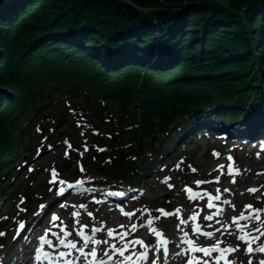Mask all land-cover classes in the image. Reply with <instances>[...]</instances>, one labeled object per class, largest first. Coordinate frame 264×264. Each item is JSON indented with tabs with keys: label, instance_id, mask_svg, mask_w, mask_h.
Wrapping results in <instances>:
<instances>
[{
	"label": "trees",
	"instance_id": "obj_1",
	"mask_svg": "<svg viewBox=\"0 0 264 264\" xmlns=\"http://www.w3.org/2000/svg\"><path fill=\"white\" fill-rule=\"evenodd\" d=\"M225 1L0 0V89L13 94L0 100V202L50 121L41 152L81 120L85 165L119 176L107 190L154 187L212 132L264 137V0ZM16 244L0 237L3 264Z\"/></svg>",
	"mask_w": 264,
	"mask_h": 264
},
{
	"label": "rangeland",
	"instance_id": "obj_2",
	"mask_svg": "<svg viewBox=\"0 0 264 264\" xmlns=\"http://www.w3.org/2000/svg\"><path fill=\"white\" fill-rule=\"evenodd\" d=\"M155 1V0H154ZM162 4L161 6H166L168 4L163 3L161 0H159ZM211 1H217L222 2L223 4L226 3L225 0H211ZM156 2V1H155ZM157 3V2H156ZM100 48V47H99ZM104 52V51H103ZM5 90V89H4ZM7 90V89H6ZM5 90V91H6ZM6 98L11 99L12 98V92L7 90ZM1 100V99H0ZM78 116V115H76ZM74 117V115H73ZM53 124V121L47 122L46 127L41 126L39 130L45 131L46 128H51ZM55 124V123H54ZM73 123H65L61 126V128L56 133L60 135L55 137V139H58L60 142L54 144L53 149L50 148L44 152H40V148L42 147L41 141L39 139L41 138L38 129H34V132L26 139L25 144L27 145V150L23 151L22 158H25L24 161L31 159L30 162H28L27 166H22V168L15 173L14 179L11 180V183L8 186V191L14 194L11 199H5L4 202H0V210L3 209L4 214L8 215L10 220L14 222H9V220L3 219L2 222H4V226L2 229L8 230L10 229V235H12L13 232H15L16 229V222L22 220V211H19L17 208V205H20V208L24 209L25 205H22L20 203L21 197L27 198V196H30V200L35 202L36 199H46L48 195V188L50 185L54 184L53 182V176L52 172L55 171L57 173L55 180L62 177H74L77 175V170H80V164H77L78 158H80L79 151L83 149H78V152H73L71 148L68 147L69 140L73 141V146L77 148L78 146H82L85 143H89L91 140L92 134H89L90 132L88 129L83 130V134H80L79 132H73L74 130L79 129L78 125L72 127ZM74 125H76L74 123ZM72 134V138L69 136V134ZM43 136L45 134H42ZM80 135V136H79ZM81 137V140H80ZM212 140V139H211ZM67 141V143H65ZM230 141H234L231 140ZM238 139L234 141L235 145H220L216 140H212L210 142H206L205 140H202L198 146L194 149V160L193 155L190 154L187 157H189L192 160H189L188 163L193 165V168L197 166V168L200 170H196L195 172H190L189 168L186 164H183L181 169L175 174V178L172 181V185L179 183H183V185H177L175 188H169L167 184L161 183L157 187L150 189L148 192V198L147 200H142L138 207L140 209L143 208L144 204L151 203L152 205L155 203H166L168 200H171L172 202L167 205H161V206H152L150 214L155 218L158 217V219H155L161 228H164L165 231L162 230L163 238L168 239L169 237L173 238L172 245L175 246L176 242V236L175 234L180 232V228L178 227L180 219H186L189 215L194 214L195 212H199V224L202 226L207 224H213L214 227H220V225L215 224V219H221L222 221H225L227 223H231V217L238 216L242 210H244V206L251 204L254 208H256L257 205L262 204L264 201V187H261V185H264V174H258V173H264V153L263 156L259 158L257 162L253 159V156L255 155V152H258L253 146H249L250 148L240 147L238 146ZM47 148V147H46ZM253 148V149H252ZM51 150V151H50ZM217 151V152H216ZM213 152L219 153L220 156L216 157L213 155ZM229 152H233L234 154H230L233 157V161L235 160V163L233 164L234 167H239L241 171V175L236 176V183H231L232 177L227 174V165L231 162H229L226 157L228 156ZM67 153V155H66ZM257 155V154H256ZM235 157V158H234ZM254 158H256L254 156ZM225 165L223 169L219 168V165ZM33 165H37L40 167V169H36L33 167ZM32 170L29 171V168ZM88 167V166H86ZM258 169V170H257ZM81 171V170H80ZM251 171H255L254 174H251ZM259 171V172H257ZM13 172V171H12ZM60 175V176H59ZM245 175L248 176L247 181H244L242 177ZM62 176V177H61ZM205 177V178H204ZM213 177L211 183H205L207 184L206 187H203V184L197 186L195 185V181L200 179H207ZM216 177H219V181H216ZM119 178V176H115L114 174H109L102 171H97L94 169H86L84 172L78 173L76 176V179H83L85 181V184L88 185H94L99 186L103 184H108L112 181H116ZM72 179V178H71ZM203 181V180H201ZM190 183H192V186H187ZM190 187L194 190H197L199 188H202L201 191H212L213 194H215L216 189L219 188L220 192L222 194V199H227L231 201V204H234L235 210L231 207V205H224L220 202H217L220 204V206L224 209V212L221 217L214 218V221L212 222H206L203 221L202 217L203 215L210 214L211 211L214 210H207L206 209V200H197V201H190L188 199V193L184 190V188ZM229 189L230 191L225 193L224 189ZM248 188H259L260 191L256 192L255 194L249 193L247 191ZM243 193V194H241ZM259 197V199H257ZM45 203V202H44ZM80 205H82L80 203ZM181 205V206H180ZM256 205V206H255ZM261 206V205H260ZM179 208L180 213L175 218L171 219V217H167V220H163L164 215L161 213H158L157 209H164L165 211L173 212L174 209ZM262 209V208H259ZM61 216V221H63V225L67 226L69 230L73 229V226L79 227L80 224L88 225V229L93 226V224H100L103 222V224L106 226V228H112L117 229L119 231H123L124 229H121L119 226L124 225L125 228L130 227L132 223H136L138 225L137 232L134 234V238H140L143 239L147 244L154 243L155 240L152 238H155L154 234L150 231L149 228H139V225L142 222H145L146 219H149V214L147 212L141 213V215H136L135 218L125 220L121 217H118L117 215H113L112 218H110V215H108L106 218L112 219L111 221H108L105 218V215H102V218L99 217L98 220L89 222H84L83 218L84 215L73 217L74 221L68 220L69 214L73 213V209L71 207H66V210L59 211ZM88 212V211H87ZM87 212H84L87 214ZM175 212V211H174ZM19 213V214H18ZM68 215V216H67ZM163 215V216H162ZM263 216V215H262ZM163 217V218H162ZM81 218V220H80ZM87 219L91 218L87 215ZM264 218V216L262 217ZM137 219L139 221H137ZM93 220V219H90ZM61 221L56 222L57 224H60ZM76 221H79V224L76 223ZM154 221V220H153ZM243 223V222H242ZM171 224V229H169ZM193 223L190 222V225H181L180 227L184 228L186 231L189 232L190 237L195 239L200 246H209L213 243L212 240H209L205 237L193 235L191 230V225ZM256 225L253 224V227ZM153 227V225H152ZM159 227V226H158ZM158 230V228H156ZM169 229V230H166ZM58 230V229H54ZM202 231H214V228H208V227H202ZM44 232L43 230L36 234V236L32 239V241H35L37 244V237L42 235ZM74 237L76 238L75 232H73ZM219 233H217V238H219ZM105 234H101V238H104ZM152 239V241H151ZM156 239V238H155ZM178 239V238H177ZM262 241H264V237L261 238ZM150 240V241H149ZM225 244L230 246H235L239 241L236 240L235 236H229L225 235L224 237ZM30 246V245H29ZM222 247L225 245H221ZM243 247V245H241ZM244 249V248H242ZM179 249L176 247L173 252L169 251V258L165 262L163 260V256L160 257L159 264H186V258L177 256L175 253ZM22 249L18 251L19 258L21 259ZM200 255V254H198ZM151 256V253H150ZM1 257V256H0ZM25 259V258H23ZM229 259H236L239 262H243V264H247L248 257L245 256L244 250H240L237 253L232 254V256H229ZM264 259V254L259 255H253L252 260L253 264H258V261ZM176 260V261H175ZM20 264H38V262L34 261V258L23 260L20 262Z\"/></svg>",
	"mask_w": 264,
	"mask_h": 264
},
{
	"label": "snow or ice",
	"instance_id": "obj_3",
	"mask_svg": "<svg viewBox=\"0 0 264 264\" xmlns=\"http://www.w3.org/2000/svg\"><path fill=\"white\" fill-rule=\"evenodd\" d=\"M68 147L71 148V145L68 144ZM98 150L105 151V149ZM84 151H87V147L84 148ZM213 155L216 157L220 156L216 152H213ZM257 156H259V153H257ZM226 159L231 162L227 165V174L232 177L231 183L235 184V177L242 173L238 167L233 166L234 161L231 155H228ZM176 167L179 168L180 164H177ZM224 167L225 165L223 164L219 165L220 169ZM31 170L29 168V171ZM80 170L81 172L85 171L82 167ZM191 171L195 172L196 169H191ZM56 175L57 173L53 171V182L55 181ZM169 180L170 178L166 177L162 183L172 188L173 185L169 183ZM216 181H219V177H216ZM84 183L85 181L83 179H78L75 183H68L61 180L59 184L63 186L57 189V195L63 196L68 190L80 188ZM194 183L199 186L201 184L211 183V181L197 180ZM261 187H264V185H261ZM185 191L188 193V199L190 201L206 200V209L214 210L210 214L203 215V221L212 222L214 218L222 216L224 209L217 202L224 205H231L233 210H235L236 206L231 204L230 200L222 199L219 188L216 189L215 194L208 191H193L190 187H186ZM229 191L227 188L224 189L225 193ZM247 191L255 194L260 189L248 188ZM107 195L123 197L125 193L110 192ZM20 203H24L23 197H21ZM61 207H65V205L62 204ZM79 207L85 209L87 212L86 205H80ZM17 208L19 211H27L26 209L20 208V205H17ZM46 208L47 205H39L38 210L33 214L37 218L34 222L38 223L43 218ZM144 211L147 212L148 210L144 209ZM156 211L164 216H173L180 213L179 208L175 212L165 211L164 209H157ZM87 215L91 217L93 214L87 212ZM124 215L126 217H133L135 213L125 212ZM199 215V212H195L186 219H180L179 221L178 227L182 235L175 244V247L179 249L175 254L180 257H185L186 264H238L236 259L230 260L228 257L239 252L241 245L246 246L243 250L245 256L248 257L247 264H253V255L264 254V241L261 239L264 237V218H262L264 209L254 208L251 204L245 205L244 210L238 216L231 217V223H227L221 219H215V224L220 225V227H214L213 224L204 226L201 224H192V233L213 241L209 246H198L194 239L189 238V232L180 227L181 225H190V222H195ZM71 216L78 217L80 216V212L74 211L71 213ZM2 219H7V217ZM153 219H158V217ZM153 219H146L145 222L139 225V228H149L156 238L154 243L146 244L143 239L134 238V234L138 229L136 223H132L128 228L120 225L119 227L124 229L123 231L106 228L103 222L98 225L93 224L87 232L85 229L88 228V225L84 224H80L79 227H75L74 225L73 229L69 230L67 226L63 225V221L57 224L56 222L60 221L61 218L57 214L52 213L49 215V226L44 230L42 235L37 237V246L34 249L33 256L34 261L38 262V264H159L162 255L163 260L166 262L169 258V245L171 242L163 238L162 233L155 227H152ZM76 223L79 224V221H76ZM253 224L256 226L253 227ZM26 227V222L19 221L16 227L17 235L13 239H17ZM202 227L214 228V231H202ZM73 232H75L78 239L72 238ZM217 233L220 234L219 238H217ZM99 234H105L104 238H98ZM5 235L6 233L0 232V237H4ZM225 235L235 236L236 240L240 243L235 246L226 245L224 240ZM221 245L225 246L222 247ZM239 264H243V262H239ZM258 264H264V259L259 260Z\"/></svg>",
	"mask_w": 264,
	"mask_h": 264
},
{
	"label": "bare ground",
	"instance_id": "obj_4",
	"mask_svg": "<svg viewBox=\"0 0 264 264\" xmlns=\"http://www.w3.org/2000/svg\"><path fill=\"white\" fill-rule=\"evenodd\" d=\"M174 65V64H173ZM169 66H171L172 67V65H169ZM6 95L8 96V94H7V90L5 91V90H1L0 89V99L2 100V99H6ZM258 170V169H257ZM255 172V171H254ZM254 172L253 171H251V174H254ZM257 172H259V171H257ZM242 179L244 180V181H247V179H248V176L247 175H245L244 177H242ZM38 226L39 227H43L44 226V224L42 223V222H40L39 224H38ZM175 238H176V240H179V237L181 236L180 234H178V233H176L175 234ZM178 238V239H177ZM174 239L171 237V239H170V242H172ZM244 247H246L245 245H243V247H241V250H243L242 248H244Z\"/></svg>",
	"mask_w": 264,
	"mask_h": 264
},
{
	"label": "water",
	"instance_id": "obj_5",
	"mask_svg": "<svg viewBox=\"0 0 264 264\" xmlns=\"http://www.w3.org/2000/svg\"><path fill=\"white\" fill-rule=\"evenodd\" d=\"M156 2H157V4L158 5H162L161 3H160V1L159 0H155ZM191 6H193V0H188L185 4H183V5H179V6H173V5H166V6H163V7H167V8H178V9H180V8H187V7H191Z\"/></svg>",
	"mask_w": 264,
	"mask_h": 264
}]
</instances>
